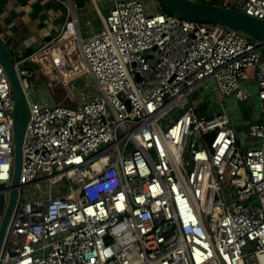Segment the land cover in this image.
Here are the masks:
<instances>
[{
    "label": "built area",
    "instance_id": "obj_1",
    "mask_svg": "<svg viewBox=\"0 0 264 264\" xmlns=\"http://www.w3.org/2000/svg\"><path fill=\"white\" fill-rule=\"evenodd\" d=\"M196 1L264 22V0ZM63 3L60 34L13 61L29 121L0 264H264V113L244 141L230 114H204L195 100L212 88L251 100L253 79L264 111V42L165 13L157 0H110L107 14L95 5L101 26L87 20L84 36L86 14ZM71 42L84 72L52 78L38 56L60 74L69 63L53 52ZM82 75L91 85L77 89ZM59 84L73 106L48 97ZM14 172V100L0 60V225Z\"/></svg>",
    "mask_w": 264,
    "mask_h": 264
},
{
    "label": "crops",
    "instance_id": "obj_2",
    "mask_svg": "<svg viewBox=\"0 0 264 264\" xmlns=\"http://www.w3.org/2000/svg\"><path fill=\"white\" fill-rule=\"evenodd\" d=\"M75 1L78 2V0ZM82 1L84 2V6H78L82 9V13L86 14L81 20V26L83 28V35L87 36L91 33L90 30L85 27L87 20L91 21L93 30H98L101 26V22L95 10V5L99 6L102 13H104L102 9L107 10L108 13L110 0H98V2L96 0ZM2 6V9H0V35L6 41L14 57L19 54L24 57H30L44 49L60 34L66 19V7L63 0H3ZM71 50V44L66 43L53 52L56 58L59 57V53H64L63 60L66 59L69 63L67 67L63 65L62 61L60 67V72L65 80L75 78L82 73L81 65L83 64L73 56ZM37 59L48 75L52 78H59L60 75L58 76L56 72L53 71L52 66L47 64V54H41ZM40 79H42L41 75ZM248 88L251 100L235 99L234 97L223 98L214 88H212V92L207 95L209 99L213 100L212 103L216 106V111L225 110L231 115L236 129L242 133L244 141H248V137L245 133L243 134L244 130H239L237 127L239 118L243 116L239 110V103L243 102L244 104L245 101H248L247 103L250 107L249 113L245 115L247 120L245 122H243V119L242 122L241 120L239 121L244 127L261 121L264 113V111L260 109V102L257 100L255 80L252 79L248 82ZM52 96L53 94L48 95L53 101ZM216 111L211 110V112ZM204 114H206V112H204ZM250 143L253 144L254 141L251 139Z\"/></svg>",
    "mask_w": 264,
    "mask_h": 264
},
{
    "label": "water",
    "instance_id": "obj_3",
    "mask_svg": "<svg viewBox=\"0 0 264 264\" xmlns=\"http://www.w3.org/2000/svg\"><path fill=\"white\" fill-rule=\"evenodd\" d=\"M163 8H168L175 14L205 23L219 24L241 30L257 40L264 42V22L250 17L245 13L217 5H210L196 0H157ZM79 6H84L82 0H78ZM0 60L5 68L11 83V89L14 100V144H15V172L10 189V200L4 213L0 225V253L5 241L6 232L14 210L18 195V181L21 170L22 145L25 137L27 124L29 121V109L25 99V94L19 77L14 68V56L11 53L6 41L0 35ZM22 80L30 81V77H21ZM3 198L0 197V204ZM0 209V213H1Z\"/></svg>",
    "mask_w": 264,
    "mask_h": 264
},
{
    "label": "rangeland",
    "instance_id": "obj_4",
    "mask_svg": "<svg viewBox=\"0 0 264 264\" xmlns=\"http://www.w3.org/2000/svg\"><path fill=\"white\" fill-rule=\"evenodd\" d=\"M109 1V0H108ZM202 1V0H200ZM0 2L3 3V0H0ZM104 13L106 14L107 13V10H103ZM75 54H78V52L75 50ZM78 58H80V56L78 55ZM47 64L48 65H51L50 63V59L48 58L47 60ZM84 65H81V71L84 72ZM60 80L62 81H66L64 79V77L62 76L61 72L60 74L56 73ZM76 78V77H75ZM74 79V78H72ZM88 79H90L89 77H87L86 75H82L81 77L75 79L72 83H73V86L77 89H79L80 87L81 88H89V85H91L89 82H88ZM69 80V79H67ZM41 82L43 83L42 80H37L36 82H33V87L35 89H37L38 87L41 88ZM73 90V89H72ZM210 92H212V90H210L209 92H205L204 90H199L197 93H196V100L199 101V105L202 107L203 111L204 112H207V111H211V110H214L216 111V106L211 103V102H208V97L207 96H203V94H209ZM52 99L55 103L57 104H62V105H66V106H73L74 103L71 101L70 97H69V93L67 92V89L61 84H59L57 86V88L55 89V92L52 96ZM236 109H237V106H236ZM239 110L241 111V113L243 114L242 118H239L238 122H237V127L239 130H244V132L247 131V126H243V124L239 123V121L241 120L242 122V119H243V122H245L247 120V117L245 116L247 113H249L250 111V107L247 103V101L244 102H240L239 103ZM244 128H243V127ZM246 129V130H245ZM21 198L25 199V194L24 192H21ZM8 238H9V234H7V237L4 241V244H3V248H2V253L4 252V250L6 249V245H7V241H8Z\"/></svg>",
    "mask_w": 264,
    "mask_h": 264
},
{
    "label": "bare ground",
    "instance_id": "obj_5",
    "mask_svg": "<svg viewBox=\"0 0 264 264\" xmlns=\"http://www.w3.org/2000/svg\"><path fill=\"white\" fill-rule=\"evenodd\" d=\"M70 44H71V48H72L71 51H72L73 56H74L77 60H80V61L82 62V64L84 65V62H83L82 58H81V57L78 58V54H75V50H77V49H76V43H75V42H71ZM84 69H85V65H84Z\"/></svg>",
    "mask_w": 264,
    "mask_h": 264
},
{
    "label": "trees",
    "instance_id": "obj_6",
    "mask_svg": "<svg viewBox=\"0 0 264 264\" xmlns=\"http://www.w3.org/2000/svg\"><path fill=\"white\" fill-rule=\"evenodd\" d=\"M161 7H162V6H161ZM162 10H163L165 13L172 14V15H177V14H175L173 11H171V10L168 9V8H163V7H162Z\"/></svg>",
    "mask_w": 264,
    "mask_h": 264
}]
</instances>
